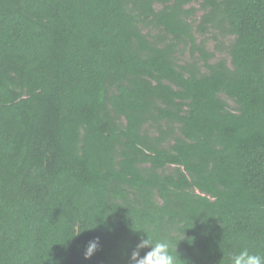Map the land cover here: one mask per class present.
Here are the masks:
<instances>
[{"label":"trees","instance_id":"1","mask_svg":"<svg viewBox=\"0 0 264 264\" xmlns=\"http://www.w3.org/2000/svg\"><path fill=\"white\" fill-rule=\"evenodd\" d=\"M142 230L264 255V0H0V264H127Z\"/></svg>","mask_w":264,"mask_h":264},{"label":"clouds","instance_id":"2","mask_svg":"<svg viewBox=\"0 0 264 264\" xmlns=\"http://www.w3.org/2000/svg\"><path fill=\"white\" fill-rule=\"evenodd\" d=\"M143 233L146 236H138V242L128 254L127 264H177L179 258L176 248L173 252L168 239L154 240L149 238L145 231ZM100 247L99 237L86 241L83 251L84 259H90ZM230 264H264V255L242 248L230 255Z\"/></svg>","mask_w":264,"mask_h":264},{"label":"rangeland","instance_id":"3","mask_svg":"<svg viewBox=\"0 0 264 264\" xmlns=\"http://www.w3.org/2000/svg\"><path fill=\"white\" fill-rule=\"evenodd\" d=\"M199 8L198 3L192 4ZM200 10V9H199ZM202 11L198 12V15H201ZM194 24L197 25L200 19L199 16H195L192 18ZM195 37L197 39V43L203 45L210 53H213V58L211 61H218L220 59L229 60L228 55V46L233 38L231 35H226L219 29L214 27H210L207 31L202 32L199 29L194 30ZM200 58L199 52H193L192 44L182 43L179 48L178 60L180 63L192 62L194 59ZM223 97L227 100L231 108L235 107V102L233 99L223 95Z\"/></svg>","mask_w":264,"mask_h":264}]
</instances>
